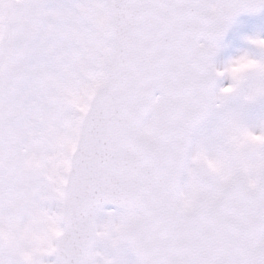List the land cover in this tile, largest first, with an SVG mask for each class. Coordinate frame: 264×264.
I'll return each mask as SVG.
<instances>
[{"label": "snow or ice", "instance_id": "snow-or-ice-1", "mask_svg": "<svg viewBox=\"0 0 264 264\" xmlns=\"http://www.w3.org/2000/svg\"><path fill=\"white\" fill-rule=\"evenodd\" d=\"M261 10L0 0V264H264Z\"/></svg>", "mask_w": 264, "mask_h": 264}, {"label": "rangeland", "instance_id": "rangeland-1", "mask_svg": "<svg viewBox=\"0 0 264 264\" xmlns=\"http://www.w3.org/2000/svg\"><path fill=\"white\" fill-rule=\"evenodd\" d=\"M254 35L264 36V10L255 16L243 17L231 26L226 40L220 45L217 62L226 61L241 51L249 49L251 46L246 37ZM249 66V63L235 65L232 71L238 72Z\"/></svg>", "mask_w": 264, "mask_h": 264}, {"label": "water", "instance_id": "water-1", "mask_svg": "<svg viewBox=\"0 0 264 264\" xmlns=\"http://www.w3.org/2000/svg\"><path fill=\"white\" fill-rule=\"evenodd\" d=\"M255 13H257V12H255ZM244 14H254V13L242 12V13L238 14V15L232 20V22H233L234 20H236L239 16L244 15ZM232 22H231V23H232ZM227 30H228V29H227ZM227 30H226V31H227ZM220 41H221V40H220ZM106 206H110V207H112V208H115L114 205H108V204H106L105 207H106Z\"/></svg>", "mask_w": 264, "mask_h": 264}, {"label": "clouds", "instance_id": "clouds-1", "mask_svg": "<svg viewBox=\"0 0 264 264\" xmlns=\"http://www.w3.org/2000/svg\"><path fill=\"white\" fill-rule=\"evenodd\" d=\"M244 63H250V62L249 61H242L239 64H237V66L240 65V64H244Z\"/></svg>", "mask_w": 264, "mask_h": 264}]
</instances>
